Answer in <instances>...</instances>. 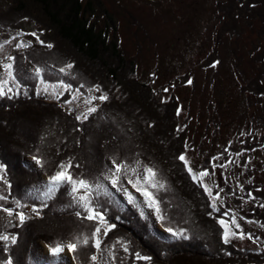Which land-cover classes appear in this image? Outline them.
<instances>
[{
    "label": "trees",
    "instance_id": "obj_1",
    "mask_svg": "<svg viewBox=\"0 0 264 264\" xmlns=\"http://www.w3.org/2000/svg\"><path fill=\"white\" fill-rule=\"evenodd\" d=\"M218 2L221 14L218 18L223 25L229 17L234 23L245 17L250 25L257 24L261 18L260 24L264 25V0ZM3 22L12 23L21 30L22 24L29 23L38 34L39 45H52L53 48L46 49L48 61L36 65L38 59L37 62L33 59V63L34 68L42 70L44 83L67 85L68 94L58 100L61 104L76 91L87 97L88 91L96 89V86H99L100 94L107 96V100L101 104L103 107L99 106L88 115L89 122L76 119L77 116L57 104L58 101L36 94L38 82L33 75L14 77L17 73L15 63L23 62L28 56L26 53L25 56L15 55L12 72L19 91L30 90L32 99L25 101L24 96L13 98L14 94L0 97V163L6 165L3 172L9 188L7 208L17 213L15 201L19 200L24 205L19 208L31 206L32 209H40L43 205L36 206L34 201L37 200L36 196L40 201L45 199L42 190L48 176L54 175L61 163L67 164L69 161L73 176L89 182L99 180L110 193V196H96L93 193V204L97 210H103L109 222L116 227L107 236L101 237L100 249L92 247L90 242L89 246L69 253L71 260L61 253L63 264H93L92 255L98 257L96 264H145V260L136 258L137 252L151 257L150 261L154 264H264V251L224 243L223 229L217 221L222 219L229 222L231 213H225L222 208L213 211L209 196L192 181L184 163L178 159L181 154L185 155L190 142L184 121L185 102L182 99L181 102L178 92L175 94L170 88L167 90V103H160V99L151 96L153 86L137 81V57L130 56L124 49L118 18L106 7L105 0H8L7 6L0 11V23ZM262 46L264 42L259 47ZM255 49L260 50L254 62L241 73L245 85L240 87V92L249 107L264 101V51ZM35 52L39 50L31 51L33 54ZM210 57L204 69L219 65L216 51ZM52 58L53 61L50 60ZM241 61L239 59L237 62L240 66ZM68 64L72 67H66ZM61 68H64L63 72ZM188 73L189 78L193 70ZM186 76L182 79L184 82ZM170 84L172 87L173 83ZM15 126L16 130L12 131ZM33 156L42 163L37 165ZM16 157L21 160L14 165ZM114 161L123 166L118 185L121 191L104 180L109 169L115 171ZM145 166L154 169L156 179L165 185L161 190L149 188L164 216L162 221H158L162 232L154 225L153 221H157L154 210L147 206L148 211H144V197L141 195L138 198V192L129 183V179L136 181V173L144 171ZM19 180L23 181L15 183ZM221 187L224 186L216 183L212 191L214 196L219 193V199L224 200L232 190ZM123 189L134 197L137 206L128 202ZM256 190L259 194L250 192L259 201L257 198L252 200L254 205L242 207L243 210L247 209L246 213L241 210L238 215L264 231V190ZM69 192L70 187L61 188L58 194H53L52 198L56 200L49 203L48 209H40V215L34 212L33 217L26 219L23 225L6 231L7 235L17 237L16 246L21 249L15 252L14 248H9L4 261L11 258L13 264H60L50 254L43 260L36 249L32 252L33 244L40 238L46 246L54 245L57 241L67 243L80 234L90 237L95 222L76 216L77 211L82 216L86 214ZM8 201L12 203L8 204ZM55 207L60 210L53 209ZM141 211L144 217H141ZM165 227L183 229L185 234L190 235L188 239H177L165 232ZM251 237L255 239V236ZM123 245L128 247L129 254L124 251Z\"/></svg>",
    "mask_w": 264,
    "mask_h": 264
},
{
    "label": "rangeland",
    "instance_id": "obj_2",
    "mask_svg": "<svg viewBox=\"0 0 264 264\" xmlns=\"http://www.w3.org/2000/svg\"><path fill=\"white\" fill-rule=\"evenodd\" d=\"M218 1L105 0L106 7L118 18V29L124 49L130 56L137 57V81L153 86L154 91L151 92V96L154 99H160V103L161 101L167 103L169 99L167 90L170 88H173L172 91L175 94L178 92L181 102L182 100L185 102L183 103L184 121L190 142L184 156L189 166L196 172L204 170L209 172V175L203 178L208 187L212 188L217 183L218 186H224L221 188L229 187L232 190L230 196L227 194L224 200H220L219 197L216 200L210 199L212 204H216L217 209L222 208L225 213L232 214L229 216L228 223L231 230L238 234L230 237L228 243L238 248L261 252L264 251V231L257 224L243 219L238 214L241 210L246 213L247 209L241 208H245L246 205L253 206L251 201L258 199L251 192L255 191L259 194L256 189L264 190V141H262L264 138V101L257 106L249 107L244 95L240 92V87L245 85L241 73L254 62L260 50L255 48H261L264 51V46L259 47L264 42V34H262L264 25L260 24L261 18L257 20V24L251 22L252 25H250L245 17L238 23H234L229 17L230 19H227L223 25L218 18L221 15L217 5ZM7 4L8 0H0V11ZM11 24L0 23V45H2L0 47V80H7V85H0L4 88V96L14 94L13 98L24 96L25 101L32 99L31 91L22 89L19 91L16 80L9 79L3 68L5 63L13 65V60L9 61L8 56L14 58L15 55L25 56L27 53L31 56L25 57L23 62L15 63L17 73L14 77L23 78V76L33 75V79L38 82L36 94L57 102L64 94H68V88L59 83H44L41 73L39 77L35 76L36 68L33 63V59L35 62L38 59L36 65H42L45 60L48 61L46 49L50 48L39 45L38 34L34 32L33 25L22 24L23 29L21 30ZM33 33L35 35H32ZM17 44L24 46L18 48ZM34 49L39 52L31 53ZM213 51H216L219 56V65L204 69L208 66L211 59L210 54ZM40 57L43 58V62ZM239 59L242 60L241 66L237 63ZM50 60L53 61V58ZM29 68L30 71H28ZM191 70L193 73L188 78L187 74ZM185 76L187 80L185 79L184 82L182 79ZM170 82L173 83L172 87ZM9 88L11 91H8ZM54 92L62 94L53 95ZM100 95L102 93L100 94L96 89L88 91L87 97L76 91L65 103L61 104L58 101L57 104L67 109L71 115L74 113L81 117L80 120H84V115L87 117L89 115L87 111L89 107L98 109L103 103L97 98ZM255 96L259 97L257 94ZM255 96L252 97L256 98ZM259 99L256 100L259 102ZM89 120L90 118H87L85 122ZM17 126L12 131H15ZM94 139L93 135L92 140ZM20 160L16 157L13 164H19ZM144 175V171L137 172L135 180L139 178L142 181ZM0 177H2L0 178V196L8 198L9 188L5 183L4 172H0ZM20 181L23 180L15 181V183L19 184ZM232 192L239 195H234ZM136 194L138 198H141L139 192ZM36 197L37 200L34 201L36 206L47 204V207L40 206V209H48L49 203L56 200L45 198L40 201L38 196ZM101 200L103 204H106V201ZM238 201L242 204L237 203ZM22 202L26 201L23 199ZM9 203L12 202L8 201ZM6 204V199L0 200V234H6V230L20 225L18 218L15 217L16 213L13 212V216L8 217L3 211L8 206ZM142 208L148 211L146 203L142 204ZM17 211L23 212L29 218L34 214L31 206H25L24 209L17 207ZM233 218L239 225L238 228L231 224ZM9 220H11L10 224ZM153 222L156 229L162 232L158 221ZM24 234H22L23 240ZM241 234H243L242 238ZM185 235L188 236L190 233ZM251 236H255V239ZM101 237L102 235L99 239ZM16 245L17 243L10 244L9 242L5 248V242L0 241V264H3V258L9 248H14L15 252L21 249H18ZM125 247L128 249L126 245H123V249ZM35 249L43 260L48 258L43 239L40 238L33 244L32 252ZM126 253H130L129 249ZM63 254L69 257L67 249ZM144 263L154 264L151 261H144Z\"/></svg>",
    "mask_w": 264,
    "mask_h": 264
},
{
    "label": "snow or ice",
    "instance_id": "obj_3",
    "mask_svg": "<svg viewBox=\"0 0 264 264\" xmlns=\"http://www.w3.org/2000/svg\"><path fill=\"white\" fill-rule=\"evenodd\" d=\"M32 35H35L33 33ZM7 43V41L5 42ZM43 43V42H41ZM18 48L22 47L24 45L17 44ZM2 47V45H0ZM47 47L51 48L52 45L49 44ZM7 59L9 61L13 60V57L8 56ZM66 67L71 68L72 65L68 64ZM3 68L5 70V73L9 79L13 78V72L12 68L13 65L11 63H5L3 64ZM40 68L35 69V76L39 77L41 73ZM61 72L64 71V68L60 69ZM0 85H7V80H0ZM65 88H67V85H65ZM8 91H11L9 88ZM47 91V89H45ZM96 91H99V86H96ZM62 93L54 92L53 95H61ZM4 88L0 87V97L4 96ZM11 99V97H8ZM99 100L104 101L107 99L106 95H100L97 97ZM88 113H93L96 111V108L89 107ZM84 119H87V115H84ZM76 119H81L80 116H77ZM32 159L35 161L37 165H40L42 162L37 157L33 156ZM178 159L184 163L185 168L188 171L189 176L191 177L192 181L194 183H197L198 186L202 187L204 192L209 196L210 199L216 200L219 197V193H216V195H213L212 188L208 187L204 183V177L209 175V172L207 170L196 172L193 171V169L189 166V163L186 159V157L181 154ZM216 159V158H214ZM137 164H139V161H137ZM114 168L115 171H112V169H109L108 174L104 176V180L108 181L113 188H116L117 191H121V187H119L120 182V173L123 171V166L119 162L114 161ZM79 167V165H77ZM72 168V163L69 161L67 164L61 163L58 166V170L55 172L54 175H49L47 178V183L43 186L42 195L44 198L50 199L52 198L53 194L59 192L61 188H67L70 187L69 195L72 196L73 200L76 201L83 209V213L86 215L82 216V213L80 211H77L75 214L78 218L82 217L83 219H86L88 221L95 222L93 224L94 230L91 231L90 237L84 236L83 234H80L79 236L73 237L72 241H69L67 243L63 241H57L54 243V245H46L48 248V253L52 256L57 258L60 261V264H63V258L61 257V253L65 252V249H67L68 253H75L78 248L81 247H87L90 245L95 247L96 249H100L101 247V241L99 239L100 235L107 236L109 231L114 229L116 225L114 223H110L109 219L106 217V214L103 210H97L96 206L93 204V193H95L96 196H99L103 194L104 196H110V193L108 189L105 187L103 183H101L99 180H95L93 182H89L88 180H85L83 178H78L72 175L70 169ZM6 169V165L3 163H0V172H3ZM133 172H135V169H133ZM145 175L143 176V179H137L135 182H133L131 179H129V183L132 184V187L136 189L137 192H139L144 197V202L147 204V206L154 210L157 221H162L164 219V216L161 215V208L159 207V202L157 198L154 196V194L149 191V188H156L157 190H161L165 188V185L158 181L156 179V172L154 169L145 166L144 168ZM2 178V177H0ZM7 183V181H5ZM222 191V190H221ZM123 194L127 198L128 202L132 204L134 207L136 205V201L134 197L127 191V189H123ZM251 195V194H249ZM6 197L0 196V200H5ZM17 207H23L24 205H21L20 201H15ZM96 204H99V201H96ZM44 207H47V204H43ZM264 206V205H262ZM213 211H216V204L213 203L211 205ZM3 211H5L8 215V217L13 216V212L10 208H4ZM33 212H35L37 215H39V212L36 208L32 209ZM141 217H144V212H140ZM211 215V213H209ZM15 217L18 218L19 223L23 225L29 217H26L23 212H17L15 214ZM119 219V217H117ZM8 223H11V220L8 221ZM218 224H220L221 228L223 229V241L224 243H228L230 237L237 235V233L233 232L229 226L228 222H225L224 220L220 219L217 221ZM232 225H236L238 228L239 225L236 224L235 218L231 220ZM165 232H168L171 234L172 237L177 239H188V236L185 235L184 230H173L171 227H165ZM241 234V238H242ZM251 238V237H249ZM0 241L5 242V248H7L8 243L16 244L17 237L14 235H5L0 234ZM119 243V241H117ZM124 251H128V249L125 247ZM136 258L138 260H145L150 261L151 257L141 255L139 252L136 254ZM75 259V257H73ZM91 261L93 264H96L98 261V257L96 255L91 256ZM3 264H13V261L11 258L6 259L3 261Z\"/></svg>",
    "mask_w": 264,
    "mask_h": 264
},
{
    "label": "bare ground",
    "instance_id": "obj_4",
    "mask_svg": "<svg viewBox=\"0 0 264 264\" xmlns=\"http://www.w3.org/2000/svg\"><path fill=\"white\" fill-rule=\"evenodd\" d=\"M65 95H66V94H64V96H63L62 98H64V97H65ZM62 98H61V99H62ZM124 102H125V101H124ZM131 104H132V102H131ZM131 104H130V105H131ZM125 106H126V105H125ZM127 107H128V105H127Z\"/></svg>",
    "mask_w": 264,
    "mask_h": 264
}]
</instances>
